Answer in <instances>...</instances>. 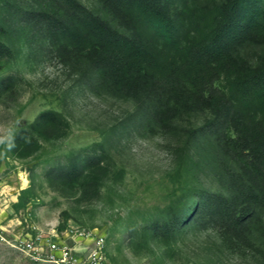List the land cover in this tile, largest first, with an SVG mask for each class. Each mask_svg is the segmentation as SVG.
I'll list each match as a JSON object with an SVG mask.
<instances>
[{"label": "rangeland", "instance_id": "374dc122", "mask_svg": "<svg viewBox=\"0 0 264 264\" xmlns=\"http://www.w3.org/2000/svg\"><path fill=\"white\" fill-rule=\"evenodd\" d=\"M78 1L130 30L120 1ZM55 8L0 0V264H51L14 247L27 234H58L83 262L85 232L104 238V264H264V212L243 222L256 203L237 204L233 187L246 160L232 151L224 162L197 137L208 113L161 124L103 78L84 80L91 62L53 37ZM82 162L79 179H60Z\"/></svg>", "mask_w": 264, "mask_h": 264}, {"label": "trees", "instance_id": "16d2710c", "mask_svg": "<svg viewBox=\"0 0 264 264\" xmlns=\"http://www.w3.org/2000/svg\"><path fill=\"white\" fill-rule=\"evenodd\" d=\"M47 1L56 6L47 17L53 37L91 62L84 80L96 74L161 124L208 113L197 137L204 135L224 162L232 151L246 160L233 187L237 204L256 203L243 222L257 220L264 212V0H109L121 2L119 17L130 26L124 32L78 0ZM247 33L256 38L242 40ZM89 167L76 163L57 173L70 182Z\"/></svg>", "mask_w": 264, "mask_h": 264}, {"label": "built area", "instance_id": "2783aa9c", "mask_svg": "<svg viewBox=\"0 0 264 264\" xmlns=\"http://www.w3.org/2000/svg\"><path fill=\"white\" fill-rule=\"evenodd\" d=\"M79 239L88 241L85 247L87 255L83 262H79L78 258L81 250L67 244L58 234L52 235V238L41 234L35 237L27 234L25 237L17 238L14 247L36 261L51 264H104L103 262L107 261L102 236L94 232H85L80 233L76 241Z\"/></svg>", "mask_w": 264, "mask_h": 264}]
</instances>
